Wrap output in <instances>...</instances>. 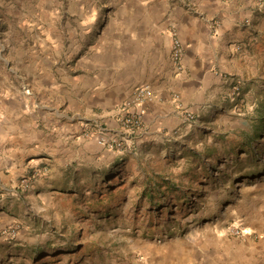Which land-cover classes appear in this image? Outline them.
<instances>
[{
	"label": "crops",
	"instance_id": "0c3cea01",
	"mask_svg": "<svg viewBox=\"0 0 264 264\" xmlns=\"http://www.w3.org/2000/svg\"><path fill=\"white\" fill-rule=\"evenodd\" d=\"M192 2L193 12L171 9L166 0H153L147 11H115L95 50L66 70L57 66L61 33L52 23L50 40L41 41L28 60L32 80L23 76L15 84L3 80L0 228L16 220L7 209L49 208L54 204L47 198L50 193L68 190L71 184L75 189V181L90 171L98 175L119 161L134 163L140 171L142 160L176 156L180 143L200 129L212 131L215 117H224L218 114L236 108V95L252 97L247 78L255 74L254 36L264 30V0ZM171 29L182 44L181 70L169 55ZM143 84L154 96L144 106L142 128L122 156L79 136L91 123L117 126L120 107ZM24 87L32 90L31 95ZM183 111L193 114L194 120H185ZM33 167L44 177L31 188L44 197L37 199L27 191L22 199L15 191L17 180ZM244 222L249 232L244 237L209 230L168 247L143 245L121 264H264V217Z\"/></svg>",
	"mask_w": 264,
	"mask_h": 264
},
{
	"label": "rangeland",
	"instance_id": "374dc122",
	"mask_svg": "<svg viewBox=\"0 0 264 264\" xmlns=\"http://www.w3.org/2000/svg\"><path fill=\"white\" fill-rule=\"evenodd\" d=\"M152 1L0 0V88L4 79L32 80L28 60L50 40L52 23L61 33L57 66L66 70L95 50L115 11H147ZM166 5L196 11L192 0ZM254 37L260 45L252 56L255 74L247 78L252 97L236 95V108L210 124L213 133L198 130L179 144L176 156L142 160L140 171L122 161L98 175L90 171L75 189L71 184L50 193L49 208L7 209L16 220L0 228V264H121L143 245L168 247L209 230L232 236L228 228L246 232L245 220L264 217V30ZM43 173L33 167L18 178L15 191L22 199L27 191L44 197L31 188Z\"/></svg>",
	"mask_w": 264,
	"mask_h": 264
},
{
	"label": "built area",
	"instance_id": "2783aa9c",
	"mask_svg": "<svg viewBox=\"0 0 264 264\" xmlns=\"http://www.w3.org/2000/svg\"><path fill=\"white\" fill-rule=\"evenodd\" d=\"M182 54V44L173 31L171 33L170 58L177 70L182 68ZM153 96L154 92L149 85L143 84L135 87L129 101L119 109L116 116L117 126L107 127L91 123L81 129L80 136L85 139H93L98 145L109 151H127L131 147L132 138L142 128L144 106L152 100ZM182 115L187 121L194 120V115L188 111H183ZM227 231L234 237H244L249 234L239 226H232ZM254 237L257 236L254 235Z\"/></svg>",
	"mask_w": 264,
	"mask_h": 264
}]
</instances>
